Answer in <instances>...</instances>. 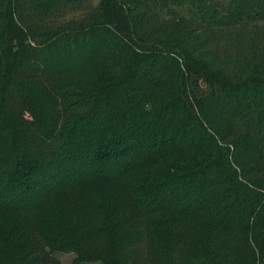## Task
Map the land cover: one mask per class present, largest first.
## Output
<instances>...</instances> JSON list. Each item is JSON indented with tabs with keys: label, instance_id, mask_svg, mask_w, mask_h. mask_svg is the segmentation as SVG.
<instances>
[{
	"label": "trees",
	"instance_id": "trees-1",
	"mask_svg": "<svg viewBox=\"0 0 264 264\" xmlns=\"http://www.w3.org/2000/svg\"><path fill=\"white\" fill-rule=\"evenodd\" d=\"M264 264V0H0V264Z\"/></svg>",
	"mask_w": 264,
	"mask_h": 264
},
{
	"label": "rangeland",
	"instance_id": "rangeland-1",
	"mask_svg": "<svg viewBox=\"0 0 264 264\" xmlns=\"http://www.w3.org/2000/svg\"><path fill=\"white\" fill-rule=\"evenodd\" d=\"M56 257L60 260L61 264H75L74 258L75 254L72 252L63 253V252H56ZM81 264H101L100 262H85Z\"/></svg>",
	"mask_w": 264,
	"mask_h": 264
}]
</instances>
